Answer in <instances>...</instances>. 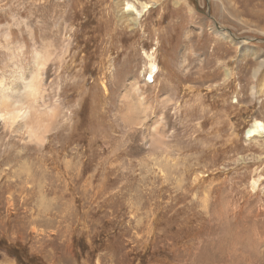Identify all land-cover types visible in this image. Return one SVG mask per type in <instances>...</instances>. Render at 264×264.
I'll return each mask as SVG.
<instances>
[{"label": "rangeland", "instance_id": "rangeland-1", "mask_svg": "<svg viewBox=\"0 0 264 264\" xmlns=\"http://www.w3.org/2000/svg\"><path fill=\"white\" fill-rule=\"evenodd\" d=\"M263 5L0 0L5 85L46 57L72 113L41 149L2 135L0 240L30 264H264Z\"/></svg>", "mask_w": 264, "mask_h": 264}, {"label": "bare ground", "instance_id": "bare-ground-1", "mask_svg": "<svg viewBox=\"0 0 264 264\" xmlns=\"http://www.w3.org/2000/svg\"><path fill=\"white\" fill-rule=\"evenodd\" d=\"M258 5L259 4L257 3L256 6ZM131 8L133 7H131V5L128 4L127 10ZM259 11L256 12L259 14ZM199 30H201V28H199ZM9 38L10 37H8V40ZM36 59H37L36 70L34 73H31L28 78L23 79V76L20 74L18 75L19 72L16 73V71L14 74H12L13 78H17L20 81L18 87H14V85L12 84H8L9 86H6L5 77L3 75L0 76V117H2V119H0V139L2 135H4L3 137L7 138L8 140L12 139L20 143L23 147L32 145L35 146L36 148L38 147L41 149L47 145L51 133L53 131L55 132L56 129L61 127V126L57 127L58 120H60L59 117L63 114L62 123H64L66 122L65 120L72 118L71 116L72 113L71 115L70 114L66 115L64 114L65 112L63 113L60 112V108L62 106L60 100H55L54 106H51L47 103L46 101L47 90L44 84L45 82L44 76L46 75L45 63L47 61V58L37 56ZM48 60H50V58ZM261 66L262 67L264 66V60H262ZM260 74L261 76L259 80L260 83L258 88L259 89L258 94L264 92V72L260 71V69L259 70L257 69L255 71V76L258 78ZM136 87L137 86H135V88ZM124 92L125 95L123 96L121 95L123 99H125L128 96L129 91L127 92L126 89V91ZM107 93H108V88H105V94ZM141 101L143 100L141 99ZM143 105L147 106L145 103H143ZM128 107H129V111L134 109V107L131 105H129ZM155 136L156 138L150 140L152 146L154 145V147L157 148L161 147L164 144L163 139L157 136V134ZM247 136L264 137V125L260 121H254L251 127L247 130ZM12 154L13 152L11 153V155L8 156L7 162H9V160H11L12 162H17V161L19 162L20 159H22V157L20 156H22L23 154L16 153V155L14 154L15 155L14 157H12ZM29 154L30 153H28V155ZM3 163H5V159H1L0 165H2ZM254 185H256V182H254Z\"/></svg>", "mask_w": 264, "mask_h": 264}, {"label": "trees", "instance_id": "trees-1", "mask_svg": "<svg viewBox=\"0 0 264 264\" xmlns=\"http://www.w3.org/2000/svg\"><path fill=\"white\" fill-rule=\"evenodd\" d=\"M0 250H3L4 252H6L5 250H8L7 254L9 255V257H12L16 261H18L19 264H30V261L22 253H19L9 247L3 240H0Z\"/></svg>", "mask_w": 264, "mask_h": 264}, {"label": "snow or ice", "instance_id": "snow-or-ice-1", "mask_svg": "<svg viewBox=\"0 0 264 264\" xmlns=\"http://www.w3.org/2000/svg\"><path fill=\"white\" fill-rule=\"evenodd\" d=\"M0 119H2V117H0Z\"/></svg>", "mask_w": 264, "mask_h": 264}]
</instances>
